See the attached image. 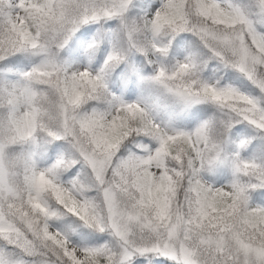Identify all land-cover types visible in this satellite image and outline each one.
Returning <instances> with one entry per match:
<instances>
[{
    "label": "snow or ice",
    "instance_id": "snow-or-ice-1",
    "mask_svg": "<svg viewBox=\"0 0 264 264\" xmlns=\"http://www.w3.org/2000/svg\"><path fill=\"white\" fill-rule=\"evenodd\" d=\"M0 264H264V0H0Z\"/></svg>",
    "mask_w": 264,
    "mask_h": 264
}]
</instances>
